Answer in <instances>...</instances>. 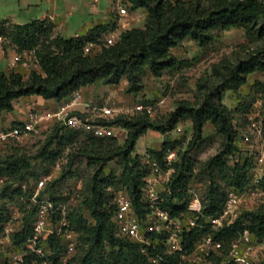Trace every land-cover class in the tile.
I'll list each match as a JSON object with an SVG mask.
<instances>
[{
  "label": "trees",
  "instance_id": "1",
  "mask_svg": "<svg viewBox=\"0 0 264 264\" xmlns=\"http://www.w3.org/2000/svg\"><path fill=\"white\" fill-rule=\"evenodd\" d=\"M129 1L130 9L146 10L143 26L121 31L112 44L102 45L98 53L84 54L83 47L87 41L102 43L99 37L105 26L101 24L95 25L87 34L78 37L64 38L56 35L53 39L54 48L43 46L36 50L39 71L31 70L27 76H23L13 70H0V114L11 111L13 100L21 96L36 94L45 99L59 101L83 86L99 81L115 84L122 77L127 81L125 92L138 93L142 89V79L146 71L159 77L164 72L177 68L179 61L171 53L173 47L185 38L205 45L212 40L214 30L242 29L245 42L239 45L241 52H244L238 54L235 61L221 59L212 65L210 74L205 76L203 82L202 78L198 80L197 85L200 88L205 87L206 91L197 104L185 100L178 101L174 110L157 120L142 111L132 115L118 114L104 121L103 123L116 124L126 129L122 144H118L114 137H88L80 141L77 153L83 155L87 164L95 168L83 200L91 222L88 223L81 215L68 212V221L77 223L73 228L77 239L75 251L63 263L58 257L62 250L60 239L56 235H50L47 242L52 254L49 255L48 264H173L180 259V253H168L160 242L144 246L143 252L141 244L117 234L111 219L114 209L111 199L113 194L110 196L106 189L109 186L124 187L135 214L144 218L152 209L142 197V186L149 173V167L148 162L142 161L138 154H132L136 141L148 129L166 133L172 130L177 122L186 119L190 120L192 128L189 148L201 141L206 122H210L215 132L222 137V143L216 154L200 163V176L209 184L208 198L202 200V210L196 219V225L183 232L184 247L190 252L197 240L209 234L222 244L220 255L211 256L212 263L233 264L230 261L222 262V259L226 256L231 242L244 229L257 240L264 238V209L243 211L229 225L216 229H213L204 217L221 210L228 187L240 189L248 182L249 163L243 160L241 163L230 165L225 159L238 148V131L232 123L231 110L222 102V93L226 87L234 90L241 87L251 73L264 72V0ZM52 28L53 25L45 24L44 19H34L15 24L13 37L21 45V49L28 48L34 44L38 34L51 32ZM4 32L2 25L0 35ZM251 43L257 45L252 47ZM211 78L218 81L216 86L210 82ZM73 113L82 117L79 112ZM75 133V130L54 123L45 146L37 153V157L53 163L59 155V149L72 141ZM175 143H163L160 150H151V159L164 167L165 152L167 148H175ZM187 151L181 156H178L177 152V159L170 166L172 171L166 183V191L157 206L171 217L187 212L188 181L196 168ZM113 159L122 161L121 174L114 178L104 176L105 165ZM73 163L71 156L68 166ZM29 169L30 163L25 158L13 155L5 159L0 157V176H4L5 183L9 179H13V182L25 180L27 175H30ZM22 190L20 186H16L12 193L26 192ZM219 193L221 196L223 194V197L219 196ZM35 210L34 206L31 213L23 217L21 229L13 233L14 244L20 245L31 235L30 216ZM6 212L5 206H0V221L7 219ZM148 237L155 241L165 238V235L152 232ZM32 259L40 263L43 258L26 255L27 262ZM0 264L8 263L0 258Z\"/></svg>",
  "mask_w": 264,
  "mask_h": 264
},
{
  "label": "rangeland",
  "instance_id": "2",
  "mask_svg": "<svg viewBox=\"0 0 264 264\" xmlns=\"http://www.w3.org/2000/svg\"><path fill=\"white\" fill-rule=\"evenodd\" d=\"M49 2L51 10H53L54 4L51 3V0ZM61 2L63 5H60ZM58 3L60 7L55 6L54 9L55 13L59 14V17L56 18L58 23H54L49 16L41 18L44 19L45 24L50 23L53 25L51 32L38 34L34 44L23 49H34L36 51L43 46L54 48L53 39L56 35L64 38L78 37L87 34L86 29L96 24L105 26V30L101 32L99 37V40L104 42L112 33H115L117 37L123 30L132 27H142L146 19V10L144 8L129 9L127 16H119L114 11L111 0H58ZM47 4L44 0H0V26L3 25L5 28V32L0 35L3 48V54L0 56V70L12 71V69L6 70L8 67L7 62L11 60L14 53L22 50L21 45L13 37L14 25L40 19L36 17H40L49 8ZM71 13L74 16H71ZM64 14L66 16H63ZM87 20L91 21L88 25H86ZM212 34V40L205 45H199L190 38H185L177 46L173 47L171 53L179 61L177 68L166 71L159 77H155L146 71L142 79V89L138 93L125 92L127 84L125 77H122L115 84L102 81L96 82L92 105L84 113L79 112L82 114V118L94 123H103L118 114L132 115L142 112V110L135 108L137 104H150L152 106V115L150 117L157 120L165 113L174 110L178 101L185 100L197 104L202 100L206 91L205 87L200 88L197 85L198 80L202 78L203 82L205 76L210 74L212 65L218 63L221 59L228 58L235 61L238 54L244 52H241L239 45L245 42L242 29L214 30ZM250 45L254 47L257 44L251 43ZM27 63L29 65L28 71L33 68L39 69L34 65L33 59L28 60ZM210 82L216 86L218 81L216 78H211ZM160 99H164V102L158 104L157 102ZM222 102L231 110L232 123L238 131L236 141L238 148L234 153L226 156L225 159L230 165L246 160L250 166L248 179L251 183L255 172L261 171L259 187L264 188V165L258 166L255 163L258 149L261 145L264 146V138L255 141L251 137L252 140L247 144H241L240 142L243 135H251L249 121L246 116L248 112L252 110L264 117V72L250 74L246 83L238 89L234 90L226 87L222 93ZM102 106H112L117 111L112 116L100 117V108ZM55 124L75 130L76 133L72 141L59 149V155L53 163L42 161L41 158L37 157V153L45 146L52 126L26 136L9 139V141L0 144V157L3 159L13 155L25 158L30 163V169L28 170L30 175H27L25 180L13 182V179H9L5 183L4 176H0V206H5L7 209V219L0 221V226L8 220H12L15 223L22 222L23 217L31 213L33 207L37 205L33 198L35 181L46 174H52V177L45 185L44 190L40 192L38 198L50 197L51 195L52 198H50L55 202H64L68 206L69 213L81 215L88 223L91 222V217L83 200L95 168L89 166L86 158L77 153V150L80 141L93 136L88 131L69 128L62 120H58ZM125 136L126 129H124L121 136L116 138L117 143L122 144ZM191 139V123L189 119H186L177 122L175 127L166 133H159L150 129L146 130L137 139L132 153L133 155L138 154L142 161L148 162V174H153L157 178L158 190L160 196H163L172 169L168 173L167 166L169 165L163 162L165 168L160 164L152 166L149 152L151 150H160L163 143L172 142H176L175 149L176 153L178 152V156L188 150V155L194 160L196 166L193 175L188 181V204L194 199H198L202 203L203 198H208L209 184L203 176H200V163L216 154L220 150L222 143V137L215 132L210 122H206L203 126L201 141L189 148L188 143ZM71 156L74 163L68 166ZM122 168L123 163L120 159L110 160L104 167L103 175L113 176V178L118 177L122 172ZM22 185H25V187L22 188ZM16 186H20L26 192L22 190L23 192L20 194L12 193ZM121 189L124 190V187L109 186L106 190L112 196L115 191ZM219 196H221L220 193ZM221 197H223V194ZM257 208L264 209V200L250 195L244 200V204L238 209L236 216L243 211ZM33 215L30 216L31 226ZM184 216L182 219H186ZM76 224V221H73V223L69 222L72 229L75 228ZM12 236L13 234L9 236V245L20 248L13 243ZM59 253L58 255L62 259L68 257L65 254H61L62 250ZM45 254L44 258L48 259L49 254ZM251 257L255 262L264 264V238L254 243V252ZM0 258H5L4 251L0 252ZM212 260L214 261L213 258Z\"/></svg>",
  "mask_w": 264,
  "mask_h": 264
},
{
  "label": "built area",
  "instance_id": "3",
  "mask_svg": "<svg viewBox=\"0 0 264 264\" xmlns=\"http://www.w3.org/2000/svg\"><path fill=\"white\" fill-rule=\"evenodd\" d=\"M113 9L121 16H127L131 3L129 0H111ZM116 34L112 33L102 43L97 41H87L83 47V53L94 55L99 52L102 45L112 44L116 40ZM3 54L2 38L0 36V56ZM33 59L34 65L39 68L38 60L34 49H22L13 54L8 63H22L29 68L28 60ZM32 69V68H31ZM32 70L39 71L37 68ZM31 71V70H30ZM81 98L78 90L74 91L70 99L58 106L55 110L36 111L31 110L28 114V119L23 122L14 124L8 128L0 129V144L9 141V139L26 136L35 133L40 129L50 128L58 120L72 129H82L91 133L96 138L119 137L120 126L116 124L94 123L83 119L78 114L70 111L69 108L77 103ZM164 102V99L158 100V104ZM136 109L142 110L149 115H152V106L150 104H137ZM117 111L112 106H102L100 108V117L112 116ZM249 121L251 135H243L240 142L247 144L254 138L259 141L264 138V117L258 112L250 110L246 115ZM238 145V144H237ZM177 159L175 148H167L163 161L168 164V173L172 169L171 164ZM255 163L258 166L264 165V146L258 149L255 156ZM155 160H151L152 166H157ZM52 174H46L38 178L35 182V191L33 198L35 199L36 210L32 219V233L16 248L9 245V236L22 227V222H13L8 220L3 223L0 228V252H5V260L8 264H48L49 260L45 257V253L49 255L52 252L49 249L47 238L50 235H56L60 239L62 245V253L68 257L59 259L64 263L75 251L76 233L70 227L68 221V206L61 201L55 202L50 197H39L45 185L51 179ZM261 171L254 174L252 183L247 184L238 189L228 187L225 191L224 202L221 210L215 214L205 216L204 219L213 229L223 225H229L235 219L238 209L244 204V200L252 195L264 200V188L259 187L261 180ZM158 180L153 174H148L144 178L142 186V197L152 209L147 212L144 218H139L133 209L130 198L125 190H117L113 193L112 204L114 209L111 213V219L115 224L117 234L126 236L133 242L141 244V249L145 252V247L152 243H162L168 253H180V259L173 264H213L211 256H219L221 253L222 244L220 241L213 239L209 234L204 235L194 243V247L190 252H187L184 247L183 232L189 230L196 225V219L201 214L202 203L198 199H194L187 206V212L177 217H171L167 212L158 209L157 206L161 201L160 192L158 190ZM253 185H255L253 187ZM25 185H22V188ZM186 219H182V217ZM158 233L165 235L161 240L153 241L148 234ZM257 239L244 229L239 236L233 240L229 246V250L223 261H230L233 264H260L252 259L254 252V243ZM6 243V244H5ZM263 243V242H261ZM7 246V247H6ZM46 247V248H45ZM13 248V249H12ZM32 254L39 258H43L39 263L35 259L27 262L26 255ZM60 254V253H59Z\"/></svg>",
  "mask_w": 264,
  "mask_h": 264
},
{
  "label": "crops",
  "instance_id": "4",
  "mask_svg": "<svg viewBox=\"0 0 264 264\" xmlns=\"http://www.w3.org/2000/svg\"><path fill=\"white\" fill-rule=\"evenodd\" d=\"M44 1H45V3H48L47 5L49 6V8L46 9V11L43 12L40 17H36V18L41 19L43 17L49 16L53 19L54 23H58V22H56L57 21L56 18L59 17V14H56L54 11L55 6L60 7L58 0H51L52 1L51 3L54 4L53 10H51V4L49 2L50 0H44ZM62 1H64V0H62ZM56 3H58V4H56ZM60 5H63L62 2ZM63 16H66V14H64ZM71 16H74L73 13H71ZM90 22H91L90 20L89 21L87 20L86 25L90 24ZM96 25H98V24H96ZM92 27H94V26L88 27L86 29V33ZM8 63H9V61L7 62V66H8ZM7 69H12L13 71L18 72V73L22 74L23 76H27V74L29 73L28 67L22 63L11 64V66H9V68H6V70ZM253 73H255V72H253ZM95 86H96V83H93V84L86 85V86L79 88L78 91L81 94V98L77 103L72 105L69 108V110L73 111V112H80V113H84L85 111H87L93 102L92 97L94 94ZM71 95H69L67 98H64V99L59 100V101H56L54 99H45L42 96L36 95V94L21 96V97L15 98L13 100V109L11 111L2 112L0 114V129H5V128H8L14 124L19 123V122L26 121L28 119L29 112L33 109L36 111L55 110L56 108H58V106L60 104L68 101L70 99ZM123 131H124V128H122L120 126L119 136H121Z\"/></svg>",
  "mask_w": 264,
  "mask_h": 264
}]
</instances>
